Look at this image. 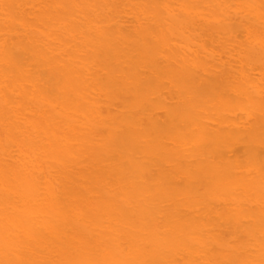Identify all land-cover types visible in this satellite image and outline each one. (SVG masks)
<instances>
[{
  "label": "bare ground",
  "instance_id": "1",
  "mask_svg": "<svg viewBox=\"0 0 264 264\" xmlns=\"http://www.w3.org/2000/svg\"><path fill=\"white\" fill-rule=\"evenodd\" d=\"M0 264H264V0H0Z\"/></svg>",
  "mask_w": 264,
  "mask_h": 264
}]
</instances>
